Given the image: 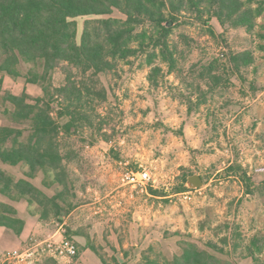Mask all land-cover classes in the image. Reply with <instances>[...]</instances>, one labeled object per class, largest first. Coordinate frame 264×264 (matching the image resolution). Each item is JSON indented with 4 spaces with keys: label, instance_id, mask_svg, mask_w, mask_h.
<instances>
[{
    "label": "rangeland",
    "instance_id": "obj_1",
    "mask_svg": "<svg viewBox=\"0 0 264 264\" xmlns=\"http://www.w3.org/2000/svg\"><path fill=\"white\" fill-rule=\"evenodd\" d=\"M98 17L124 15L78 17V42L86 20ZM263 23L264 10L253 33L223 26L207 14L204 20L196 13L186 14L173 23L170 41H179L182 33L191 40V47L181 41V68L198 64L194 68L199 71L217 61L223 78L213 88L202 81L200 89L197 74L190 75L187 86L181 84L177 72H170L159 55L154 63L161 67L156 85L148 78L153 65L147 54L121 60L114 71L103 74L108 90V101L100 108L108 114L104 130L86 128L60 135L64 149L77 155L70 167L77 179L78 207L62 222L42 221L38 214H31L35 206L25 200L13 202L0 193V203L14 205L31 220L28 243L58 231L77 244L81 264H105L102 256L108 264H168L188 242L205 247L213 241L225 252L211 251L230 264H264V38L257 32H263ZM244 50H251L254 61L237 69L231 56ZM28 67L23 66L25 71ZM2 75L4 89L42 94L40 85ZM53 77L57 86L65 81L61 69ZM60 106L53 102V114L64 123L66 118L58 114ZM8 122L0 114V124ZM230 165L241 170L228 172ZM1 167L17 179L27 177L23 164L2 163ZM142 169L156 179L147 191L122 180L126 170ZM195 174L204 181L199 191L193 190L190 198L175 193L185 178ZM43 178L40 173L32 181L54 194ZM153 190L166 195L156 196ZM18 245L4 242L0 258ZM85 249L88 253L82 261Z\"/></svg>",
    "mask_w": 264,
    "mask_h": 264
},
{
    "label": "trees",
    "instance_id": "obj_2",
    "mask_svg": "<svg viewBox=\"0 0 264 264\" xmlns=\"http://www.w3.org/2000/svg\"><path fill=\"white\" fill-rule=\"evenodd\" d=\"M256 1L0 0V114L9 121L0 124V193L13 202L25 200L35 206L31 214H38L42 221L53 218L64 221L63 217L78 207L79 195L77 179L70 167L77 155L72 149H64L60 135L63 132L70 136L86 128L96 132L104 130L108 114L101 113L100 108L108 101V90L101 76L114 71L121 60L147 54L149 64L153 65L148 78L156 85L161 67L154 63L159 55L170 72H177L181 84L187 86L190 75L197 74L196 84L200 89L202 81L212 88L218 86L223 77L217 71L216 60L199 71L194 68L198 64L188 70L181 68L178 57V53L183 54L181 41L191 47V40L182 33L179 41H170L173 28L167 27V23H175L190 13L204 20L207 14L223 26L245 28L253 33L264 10V1L255 6ZM115 12L122 13L124 18L86 20L81 41H77L78 17ZM205 22L209 25L210 21ZM257 32L264 38V30ZM253 61L251 50L231 56V63L237 69L250 66ZM25 64L29 66L27 71L23 68ZM57 69L65 75L60 86L55 85L53 77ZM2 73L40 85L42 94L33 96L27 90L15 94L4 89ZM55 101L61 105L58 114L66 118L64 123L54 117ZM2 163L23 164L27 177L17 179L1 167ZM240 168L230 165L227 170L240 171ZM40 173L44 175L43 184L54 188V194L32 181ZM243 174L246 180V173ZM187 181L188 177L175 188V193L190 190ZM153 192L156 196L166 195L158 190ZM0 226L21 236L26 219L14 205L1 202ZM253 240L257 242V238ZM89 248L99 254L95 245L90 244ZM211 250L225 252L213 241L206 242L205 247L188 242L168 264H230ZM101 259L108 264L103 256ZM41 264L59 263L54 258H46Z\"/></svg>",
    "mask_w": 264,
    "mask_h": 264
},
{
    "label": "built area",
    "instance_id": "obj_3",
    "mask_svg": "<svg viewBox=\"0 0 264 264\" xmlns=\"http://www.w3.org/2000/svg\"><path fill=\"white\" fill-rule=\"evenodd\" d=\"M122 180L142 191H147L150 183L156 182L147 169L126 170L122 174ZM200 189H190L182 194L190 198L193 190L199 191ZM46 258H54L59 264H81L77 244L64 233H60L59 236L58 231L44 239L32 238L24 247L3 252L0 264H36Z\"/></svg>",
    "mask_w": 264,
    "mask_h": 264
},
{
    "label": "crops",
    "instance_id": "obj_4",
    "mask_svg": "<svg viewBox=\"0 0 264 264\" xmlns=\"http://www.w3.org/2000/svg\"><path fill=\"white\" fill-rule=\"evenodd\" d=\"M21 217H24V216L21 215ZM29 221H31V220L26 219V226H25L21 236H18L15 233L10 232V231H5V227L0 226V248L4 246V242H6L7 240L14 241V242L18 243L19 244L18 248L26 246L28 243V238H29L31 231H32V227L29 226ZM35 223H36V227H37L36 229H38L39 224H38V222H35ZM86 253H88V249H85L83 251V253L81 254L80 257H81L82 261L84 260L83 255ZM40 264H41V262H40Z\"/></svg>",
    "mask_w": 264,
    "mask_h": 264
},
{
    "label": "water",
    "instance_id": "obj_5",
    "mask_svg": "<svg viewBox=\"0 0 264 264\" xmlns=\"http://www.w3.org/2000/svg\"><path fill=\"white\" fill-rule=\"evenodd\" d=\"M173 25V21H169L167 23V27H171ZM204 185V181L200 175H191L188 177L187 186L190 189L201 188Z\"/></svg>",
    "mask_w": 264,
    "mask_h": 264
}]
</instances>
